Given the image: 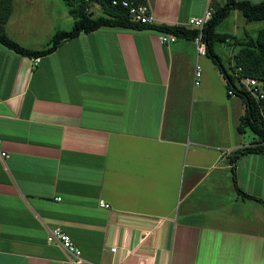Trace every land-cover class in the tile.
<instances>
[{
  "label": "crops",
  "instance_id": "obj_1",
  "mask_svg": "<svg viewBox=\"0 0 264 264\" xmlns=\"http://www.w3.org/2000/svg\"><path fill=\"white\" fill-rule=\"evenodd\" d=\"M147 2L155 25L186 27L227 0ZM41 14L14 8L8 35L43 49L57 30ZM251 24L242 39L264 28ZM163 33L102 28L37 64L0 44V264H73L47 242L56 227L84 264H264V155L231 164L254 141L231 146L223 79ZM234 109L237 131L246 105Z\"/></svg>",
  "mask_w": 264,
  "mask_h": 264
},
{
  "label": "trees",
  "instance_id": "obj_2",
  "mask_svg": "<svg viewBox=\"0 0 264 264\" xmlns=\"http://www.w3.org/2000/svg\"><path fill=\"white\" fill-rule=\"evenodd\" d=\"M15 0H0V44L5 48L13 51L19 56L28 58H43L54 53L64 43L71 41L82 33H92L102 28H120L130 30H158L176 36L193 40L197 35V31L187 30L184 27L173 26H157V25H142L132 21L129 11L118 5H113L114 0H67L70 13L74 17L75 25L70 31L56 32L47 47L41 50H32L21 46L17 41L12 39L7 31L6 26L14 12ZM134 1V0H130ZM137 3L142 0H135ZM94 6H98L103 13L102 16L96 18L91 11ZM233 10L240 11L248 23L264 22V0L261 3L255 4L248 1L227 0L224 6H214L213 18L207 23L204 28L205 40L207 42L208 54L213 63L217 65L220 71L226 73L227 90H234L235 95H239L246 105V113L240 119V124L237 128L239 134L245 133L248 127L256 136L254 143L251 146L244 147L233 152L231 156V164L234 165L237 159L247 154H263L264 155V117L262 116L260 106L252 95L238 88L229 75L226 68L223 66L219 56L214 52L213 46L215 42L227 43L234 39L235 43L240 47L239 51L234 55L235 67L232 66L234 77L238 73L242 77H252L264 83V28H262L257 37H247L239 40L230 34L219 33L216 31L217 26L226 20ZM242 72H239V69ZM240 79V78H238ZM229 95V94H228ZM234 95V96H235ZM230 96V95H229ZM234 173L235 166L232 168ZM234 182L235 175L233 176ZM238 193L249 199H255L237 188Z\"/></svg>",
  "mask_w": 264,
  "mask_h": 264
},
{
  "label": "rangeland",
  "instance_id": "obj_3",
  "mask_svg": "<svg viewBox=\"0 0 264 264\" xmlns=\"http://www.w3.org/2000/svg\"><path fill=\"white\" fill-rule=\"evenodd\" d=\"M95 7H98V6H95ZM14 8L19 10L21 13H42L41 17L44 16L43 13H46V16L52 17L50 19V21H53L52 28H54V30H57V32L58 31H70L74 28V25H75V20H74V17L72 16V14L70 13V7H69L67 0H22L20 2H18L16 0V1H14ZM92 12L94 13V16L96 18L103 15V13L99 9H94ZM39 19H36L37 23L35 25H37V26H36V30L34 31V33L37 30H39L41 27L46 25V18L45 19L39 18ZM26 22H28V21H26ZM247 23L248 22L245 19V17L243 16V14L240 11L236 10L235 13L230 14L228 19L224 20L223 22H221L217 26L216 31L219 33L229 32V33L237 36L238 39H242L244 36L243 32L247 27ZM262 27H264V22H253L251 24L250 30L251 29L254 30L255 28L259 29ZM45 28H42L40 31L45 30ZM44 33L45 32H43V34ZM46 34L47 33H45L44 36ZM255 36H257V35H255ZM237 37H235V38H237ZM245 38L246 37H244V39ZM51 39H50V41H51ZM41 40H43V39H41ZM235 40L236 39L232 40L231 43H228V44L222 43V42H215L213 48H214L215 54L220 57L222 64L226 68L229 75H231L233 77L235 85L238 88H240L239 79L237 76L234 77V74L232 72V66L235 67V64H236L235 59H234V54H236V52H238L236 48H239V46L235 43ZM50 41H49V43H50ZM48 44H47V46H48ZM47 46L45 45V47H47ZM202 59L205 60L206 58H202ZM215 66H216L217 73L219 74L221 79H223V81L225 83V95H226V97H228L227 96L228 90H227V85H226L227 81H226L225 77L222 75V72L220 71L219 67L217 65H215ZM220 91L221 90L218 89V92H220ZM221 97L223 99L222 100L223 102L220 101L221 103L219 104V106L225 107L227 105V101H226V99L224 100V94ZM230 99H231V104H230L231 105V146H233L234 141L237 142L239 140H241L245 144L253 143V141H255L256 136L254 135V133L251 131L250 128L247 127L245 129V131H246L245 133L239 134L238 130L236 131V129L234 127L235 126L234 125L235 124V121H234L235 118L232 117V115L235 112V109H234L235 101L241 102L242 98L239 95H235V96H231V97L227 98V100H230ZM224 104H226V105H224ZM193 118H194L193 120L195 121V115ZM215 121H217V120H215ZM210 122L217 125V122L216 123H214L213 121H210ZM248 211H250V209L246 208L245 213L246 214L249 213Z\"/></svg>",
  "mask_w": 264,
  "mask_h": 264
},
{
  "label": "built area",
  "instance_id": "obj_4",
  "mask_svg": "<svg viewBox=\"0 0 264 264\" xmlns=\"http://www.w3.org/2000/svg\"><path fill=\"white\" fill-rule=\"evenodd\" d=\"M143 2L137 3L135 0H114L113 5H118L126 8L131 16L133 22L142 25H155V19L151 13V8L147 0H142ZM213 11L208 9L206 13L201 17H193L186 25L187 30L197 31V35L193 38L194 45L196 47L197 57H206L208 54L207 42L205 40L204 28L207 23L213 18ZM177 37L168 33H163L160 38L162 44H169L176 42ZM35 64L39 62V58L34 59ZM242 72V69H239ZM203 76V69L200 63L197 62L195 69V85L199 86L201 84ZM240 82V87L245 91L249 92L252 97L261 104L260 110L262 116L264 117V83L258 81L255 78L246 76L242 77L239 73L236 75ZM228 94L234 96V90H229ZM1 157L8 158L6 153H1ZM102 206L108 207L107 204L102 203ZM47 242L50 245L58 244L62 246L65 252L69 255L71 262L73 264H84V260L81 257V251L75 246L71 237L67 235L62 228L56 227L52 229L49 233ZM115 252V249H112Z\"/></svg>",
  "mask_w": 264,
  "mask_h": 264
},
{
  "label": "water",
  "instance_id": "obj_5",
  "mask_svg": "<svg viewBox=\"0 0 264 264\" xmlns=\"http://www.w3.org/2000/svg\"><path fill=\"white\" fill-rule=\"evenodd\" d=\"M222 75H223L224 77H226V73L223 71V69H222Z\"/></svg>",
  "mask_w": 264,
  "mask_h": 264
}]
</instances>
